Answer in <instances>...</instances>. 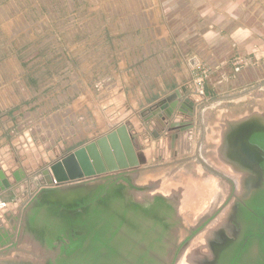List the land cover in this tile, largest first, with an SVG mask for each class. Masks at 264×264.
Wrapping results in <instances>:
<instances>
[{"label": "flooded vegetation", "instance_id": "obj_1", "mask_svg": "<svg viewBox=\"0 0 264 264\" xmlns=\"http://www.w3.org/2000/svg\"><path fill=\"white\" fill-rule=\"evenodd\" d=\"M220 146L221 172L196 152L201 174L145 166L54 184L26 174L0 227V264H264V116L228 122ZM214 173L228 188L210 195Z\"/></svg>", "mask_w": 264, "mask_h": 264}, {"label": "rangeland", "instance_id": "obj_2", "mask_svg": "<svg viewBox=\"0 0 264 264\" xmlns=\"http://www.w3.org/2000/svg\"><path fill=\"white\" fill-rule=\"evenodd\" d=\"M103 2L108 4L109 0H5L1 3L0 51L4 50L8 55L0 65V118L4 130L8 131L3 138L9 140L1 147L9 151L10 168L17 162L15 157L19 162L23 161V156L25 162L31 158L32 163L27 169L30 173L35 169L34 177L37 178L40 169L106 133L108 124L100 121V118H123L129 113V110L123 111V107H116L114 102L110 104L108 100L113 85L110 72H113L118 56L113 50L114 46L122 49L123 38L116 35L110 37L108 28L101 27L104 18L100 14L92 16L91 4ZM110 26L115 31L114 20L110 21ZM73 38L77 40L70 41ZM24 45H29L27 49L32 51L24 56L22 62L30 60L28 71L35 75L43 72L42 76L47 80L46 83L40 81L38 89L33 86L31 89L25 83L26 70L17 58L16 50ZM45 45L46 59L56 60L59 54L63 58L76 56L79 60L77 65L62 66L50 77L44 73V67L35 71L40 62L45 61L37 57L40 56L39 49ZM111 54L116 58L114 63ZM50 63L53 64L54 60ZM150 68L153 73L158 71L157 64L148 66L147 73ZM232 73L229 80L220 84L222 90L218 91V95L214 93L206 98L211 100L203 112L205 118H201V132L197 122L192 134L188 135L190 139L183 140L178 149L175 148V155L166 152L165 160L151 164L154 169L149 170L148 174L154 176V173H159L157 177H163L168 173L171 176L177 169L180 170L179 174H183L187 173L185 169L191 172L194 167L201 174L203 170L196 156H193L196 152L213 171H222L225 165L219 156L221 132L227 123L264 116V67L238 78ZM142 75L146 77L144 73ZM204 92L207 95L205 84ZM198 103L202 104L201 101ZM221 114L239 118H219ZM183 148L187 149L184 155L181 154ZM182 160L187 162L182 163ZM207 179L210 184L206 190L208 194L211 192L210 195L216 189L219 191L220 185L224 190L228 188L222 180L220 184L216 173ZM21 185L27 186L24 180ZM12 196L8 191L2 199L11 202ZM191 212L195 218L198 208Z\"/></svg>", "mask_w": 264, "mask_h": 264}, {"label": "crops", "instance_id": "obj_3", "mask_svg": "<svg viewBox=\"0 0 264 264\" xmlns=\"http://www.w3.org/2000/svg\"><path fill=\"white\" fill-rule=\"evenodd\" d=\"M90 10L93 17L100 14L104 18L101 27L108 28L110 37L123 38L122 49L114 46L116 62L115 56L110 55L115 63L110 72L113 85L108 100L129 113L123 118L99 120L108 124L106 133L125 124L136 152L143 156L138 170L142 165L152 166L160 159L165 160L166 152L174 156L175 148L190 139L187 137L197 122L201 132V118H205L203 112L211 100L206 98L218 95L222 90L220 84L229 80L232 72L237 77L264 67V0H109L108 4H91ZM113 20L115 31L110 29ZM155 64L158 71L153 73L150 68L147 73V67ZM199 64L210 71L204 82L207 97L202 104H197L199 101L191 95V81ZM175 89L180 94L167 101ZM186 98L193 103L192 116L189 105L183 106ZM174 105L173 114L166 117L167 108ZM2 122L0 118V169L7 170L9 182L22 194L25 190L22 180L16 182L9 173L21 168L29 174L27 167L32 161L28 158L25 162L23 156L22 163L15 157L17 162L10 168L9 151L1 147L9 143L3 138L8 131ZM172 126L175 128L171 130ZM186 150L183 148L181 154H186ZM2 201L6 204L0 207V227L9 229L6 217L16 212L17 203Z\"/></svg>", "mask_w": 264, "mask_h": 264}, {"label": "water", "instance_id": "obj_4", "mask_svg": "<svg viewBox=\"0 0 264 264\" xmlns=\"http://www.w3.org/2000/svg\"><path fill=\"white\" fill-rule=\"evenodd\" d=\"M178 89H175L167 101L179 95ZM183 95V93L181 94ZM188 104L190 107L189 115H193V103L189 98L184 100L183 106ZM176 105L171 106L165 112L166 117L173 114ZM183 109V108H182ZM184 110V109H183ZM164 116V117H165ZM180 127V126H179ZM187 126L182 127L186 129ZM171 128H175L172 126ZM180 127V129H182ZM143 162V156L136 152L133 139L125 124H120L113 130L108 131L104 135L96 137L63 155L50 163L48 167L41 169L40 175L36 178L37 184H54L64 180H76L83 177L93 176L106 172L123 171L127 169H136ZM16 182L21 179L30 180L21 168L9 173ZM14 184L8 180V172L0 169V207L5 206L2 201L4 193L10 191L12 204H16L20 200V194L15 191ZM31 191H33V185ZM24 193V192H23ZM22 193V194H23ZM10 206V205H9Z\"/></svg>", "mask_w": 264, "mask_h": 264}, {"label": "trees", "instance_id": "obj_5", "mask_svg": "<svg viewBox=\"0 0 264 264\" xmlns=\"http://www.w3.org/2000/svg\"><path fill=\"white\" fill-rule=\"evenodd\" d=\"M3 2H5V0H0V5ZM75 40H77V38H73L70 41H75ZM108 42H109V38H108ZM28 46L29 45H24L20 49L16 50L17 58L20 59L22 66L25 67V70H26V72H24V77H26L25 83L27 85H29L31 87V89H32V86H33V88L38 89V85H39L40 81H41V83L43 81H45L44 83H46L47 80H46V78H43V76H42L43 72L41 73V75H35V74H32V72L28 71V62L30 60L22 62V59L24 58V56H26L27 53H30L32 51L30 49L29 50L27 49ZM50 49H51V47H50ZM39 50L41 51L40 56H37V57L40 58L39 59L40 61L43 59L45 61L44 62L41 61L40 65L35 69V71H38L44 67V69H46V70H44V73H46L49 77L52 76L54 73H56L58 71V69H60L62 66H64V67L68 66V65L74 66V65H77V63L79 61L78 57H76V56L67 55L63 58L60 56L61 54L56 56L57 57L56 60L53 58L52 59H46V56L44 55L45 54L44 51L46 50V45L43 46ZM52 50L55 52V49L52 48ZM22 51H27V52L20 54ZM7 55H8V52H6L4 50L0 51V65L2 64L3 59L7 57ZM52 60H54L53 64L50 63ZM69 252H71V251H68V253Z\"/></svg>", "mask_w": 264, "mask_h": 264}, {"label": "built area", "instance_id": "obj_6", "mask_svg": "<svg viewBox=\"0 0 264 264\" xmlns=\"http://www.w3.org/2000/svg\"><path fill=\"white\" fill-rule=\"evenodd\" d=\"M209 73V68L204 64H199L196 67L195 74L193 75L191 81V95H194L198 101H202L204 98H206L204 92V82L207 79Z\"/></svg>", "mask_w": 264, "mask_h": 264}]
</instances>
